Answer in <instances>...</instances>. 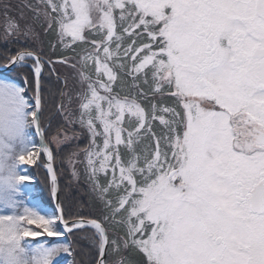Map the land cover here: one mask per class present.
I'll list each match as a JSON object with an SVG mask.
<instances>
[{
    "label": "snow or ice",
    "instance_id": "obj_1",
    "mask_svg": "<svg viewBox=\"0 0 264 264\" xmlns=\"http://www.w3.org/2000/svg\"><path fill=\"white\" fill-rule=\"evenodd\" d=\"M33 23L56 36L51 57L10 58L31 61L33 97L0 79V264H53L77 234L92 240L93 264H138L136 253L145 264H264V0H40ZM21 33L38 39L6 17V37ZM57 65L78 90H64ZM46 67L63 85L53 107L66 127L52 141L76 139L71 124L90 138L69 160L99 201L88 216L57 195L40 123ZM165 89L180 111L159 102ZM29 165L46 167L55 210L20 199Z\"/></svg>",
    "mask_w": 264,
    "mask_h": 264
},
{
    "label": "trees",
    "instance_id": "obj_2",
    "mask_svg": "<svg viewBox=\"0 0 264 264\" xmlns=\"http://www.w3.org/2000/svg\"><path fill=\"white\" fill-rule=\"evenodd\" d=\"M56 36L54 32H47L43 37L42 48L38 46V43L26 36H19L16 38L6 37L4 32L0 29V65L8 63L11 57L16 55L18 51L31 49L41 52L45 55H51L49 48V42H55ZM60 66L57 65L58 73L63 75L60 71ZM48 68L46 67L45 76L42 78L43 95L46 103L43 107V115L41 117V124L46 128L47 142L54 149L55 152V168L60 182V197L61 203L65 208V212H71L73 216L79 214L88 216L89 213H97L100 207L99 201L96 199L95 194L92 192V185L88 179L87 174L83 170V163L77 164L78 176H73V170L71 167L70 154L72 152H81V150L87 148L90 143L88 133L83 130L79 124L67 125L68 135L72 136L73 130L77 135V138L70 140L65 144L56 146L52 137L56 135V127L65 128L64 116L58 114L53 107L54 102H58L57 91L63 88V85L56 81L55 76L49 77L47 75ZM0 77L11 79L25 88L28 98H32L34 94V75L32 69L29 66H23L15 69L9 73H1ZM72 80H69V87L64 89L74 88ZM27 83V85H26ZM75 90H78L75 89ZM168 90L165 89V96L162 98L160 103L164 106L167 105H178V101L168 96ZM156 131H159V126H156ZM77 161L82 162L84 157L80 154L75 157ZM72 158V159H75ZM37 165H39L37 163ZM34 166L35 174L38 177V186L40 188V199L43 204L47 207H53V198L51 194V181L47 172L42 166ZM91 218H97L96 215ZM90 235V234H89ZM68 238L72 244V259L74 264H93V260L96 258V248L94 247L90 238H82L81 234L76 236L68 235ZM130 253L128 251L123 252V256L127 257ZM112 264L118 259L117 256L108 257ZM138 264H145V257L139 253L133 255Z\"/></svg>",
    "mask_w": 264,
    "mask_h": 264
},
{
    "label": "rangeland",
    "instance_id": "obj_3",
    "mask_svg": "<svg viewBox=\"0 0 264 264\" xmlns=\"http://www.w3.org/2000/svg\"><path fill=\"white\" fill-rule=\"evenodd\" d=\"M39 5H40V0H0V29H2V31L5 33L6 17H10L14 21L18 22L21 26H23L25 24H31L32 27L34 28V31L38 34V39L31 37L30 34L28 36H26V35L25 36L29 37L32 40L35 39L36 41H38L40 39L41 34L43 35V33L45 31L44 28H42L39 23H33L34 9L37 8ZM5 7L9 8L8 12L4 11ZM37 24H39V28L37 27ZM20 35L23 36L24 34L21 33ZM9 62H10V60L8 61V63ZM19 67H21V66H19ZM19 67H17V68H19ZM61 67H63V66H61ZM61 71L64 72L65 75L68 74L69 80L73 79L72 85H74V88L69 89V91H73V90L77 89L79 86L76 82L75 74L70 73L69 70L65 67H63L61 69ZM19 86H21V85H19ZM21 87H23V86H21ZM71 107H72V110L75 111L76 104L74 103ZM169 107H172V106H169ZM69 119H71V118H69ZM29 131H30L31 135L33 136L34 141L37 144L36 151L39 152V143H38L37 135L34 132V127L31 128ZM43 131L46 134V128L43 127ZM46 140H47V138H46ZM49 146H50V144H49ZM56 146H60V145H56ZM73 161L74 162L77 161L76 158L73 159ZM34 166L35 165L24 166L27 173L29 175H31L33 177V179L31 181L25 182V184L23 185V192H22L20 199H23L30 207H32V206L38 207L41 211L55 210L54 207L45 206L40 199V191L41 190L38 186V177L35 174ZM71 167L73 170V164L72 163H71ZM43 239H44L43 237L37 238V240L34 242H39L40 240H43ZM63 239L64 238H48L49 242L63 241ZM67 239H68V241H70L68 237H67ZM57 261L59 262V264H74L73 259H72V252L62 253L60 256H58L56 258V261H54L53 264H57Z\"/></svg>",
    "mask_w": 264,
    "mask_h": 264
},
{
    "label": "water",
    "instance_id": "obj_4",
    "mask_svg": "<svg viewBox=\"0 0 264 264\" xmlns=\"http://www.w3.org/2000/svg\"><path fill=\"white\" fill-rule=\"evenodd\" d=\"M13 68H14V65H13L12 63H10V64H8L7 66L0 67V72H8V71L12 70ZM40 123H41V121H40ZM34 130H35V133H36V135H37V137H38V140H39V147H40V143H41V136H40V133L36 131L35 127H34ZM41 130L43 131L42 126H41ZM43 133H44V131H43ZM44 138H45V135H44ZM45 141H46V139H45ZM46 142H47V141H46ZM44 158L46 159V155L44 156ZM43 168L47 171V169H46L45 166H43ZM47 172H48V171H47ZM48 174H49V173H48ZM49 177H50V174H49ZM57 182H58V193H57V195H58V197H59V201L61 202V200H60V188H59V180H58V177H57ZM53 200H54V205H55V208H56L57 200H56V198H53Z\"/></svg>",
    "mask_w": 264,
    "mask_h": 264
}]
</instances>
